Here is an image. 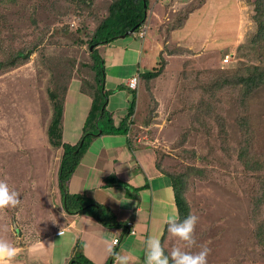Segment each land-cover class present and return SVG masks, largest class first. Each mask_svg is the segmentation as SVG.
<instances>
[{
    "label": "rangeland",
    "instance_id": "1",
    "mask_svg": "<svg viewBox=\"0 0 264 264\" xmlns=\"http://www.w3.org/2000/svg\"><path fill=\"white\" fill-rule=\"evenodd\" d=\"M113 1L0 4V62L18 52L26 55L16 66L0 71V180L20 199L17 206L0 209V240L16 247L21 240L36 239L38 227L49 220V206L58 200L62 151L54 150L46 138L53 116L49 91L54 84L66 87L69 77L71 90L92 80L89 40ZM175 1L184 2L178 6L171 0H149L148 18L139 32L145 35L137 34L142 63L147 60L142 72L160 70V76L149 84L140 81L131 137L155 149L163 171L183 176L190 213L198 216L195 243L184 250L198 252L206 246L207 264H264L256 260L252 246L264 172L245 171L239 161L236 123L238 117L251 114L241 137L252 154L264 160V89L241 102L240 88L234 84L240 69L264 66L257 52L253 57L239 49L256 33V0ZM159 2L166 7H156ZM108 50L99 48L104 61ZM202 96L211 103L201 112L204 124L188 133L191 102L200 103ZM77 103L80 113L68 131L82 134L79 124L86 113L83 101L78 98ZM71 107L74 110L72 102ZM115 116L119 126L124 113ZM103 125L104 120L99 122ZM245 132H250L247 137ZM182 243L167 233L163 246L168 252Z\"/></svg>",
    "mask_w": 264,
    "mask_h": 264
},
{
    "label": "crops",
    "instance_id": "2",
    "mask_svg": "<svg viewBox=\"0 0 264 264\" xmlns=\"http://www.w3.org/2000/svg\"><path fill=\"white\" fill-rule=\"evenodd\" d=\"M171 1L178 6H182L184 2L181 4ZM186 4L187 2L184 3ZM165 5L159 2L156 7L165 8ZM159 15L162 18L160 13ZM140 41L134 35L108 46L104 61L105 89L112 92V95L108 97L107 110L116 116L122 113L126 115L132 99L126 83L139 71L142 72L141 66L147 61L142 63ZM80 86L74 90L70 86L68 90L67 98L72 102L74 110L72 107L70 110V103L67 101L64 108L63 142L72 146L78 144L83 134H77L73 129L68 131V125L80 113L77 99L83 101L81 108L86 113L82 124H79L82 132L91 106V99L80 92ZM121 86L124 89H118ZM81 97L87 100L84 101ZM115 124L118 127V122ZM72 133H76L77 137H71ZM93 138L69 182L68 190L73 195H87L98 204L110 208L118 222L126 224V227L107 228L92 216L69 215L64 210L61 192L58 190V200L49 206V220L38 227L36 239L21 240L17 247L11 244L17 249L12 264H68L74 257L78 241L82 244L83 257L93 264L108 263L112 257L108 252L109 247L116 253L134 257L135 264H143L145 239L158 238L162 242L166 229L165 218L178 217V211L171 181L156 167L155 149L140 146V141L133 139L130 134H106ZM59 151H62L63 156V149ZM136 189L140 191L137 192ZM132 230L135 234L131 233ZM62 231L64 233L59 234ZM116 239L119 242L114 245ZM113 264H116L115 259Z\"/></svg>",
    "mask_w": 264,
    "mask_h": 264
},
{
    "label": "trees",
    "instance_id": "3",
    "mask_svg": "<svg viewBox=\"0 0 264 264\" xmlns=\"http://www.w3.org/2000/svg\"><path fill=\"white\" fill-rule=\"evenodd\" d=\"M80 1L84 2V0ZM7 2L8 0H0V4H6ZM204 2H206V0H203V3ZM149 9V0H114L109 7L108 16L102 21V23L92 34L89 40V47L91 58L93 60L92 70L94 75L92 80L87 79L81 81L80 86V92L91 99V106L84 122L82 138L78 144L72 146L63 142L64 108L71 78L69 77L67 79V81H70H68L69 84H66V87L64 86L65 88L63 87L62 89H59L58 84H54V88L49 91V100L52 103L53 116L47 129L46 138L49 145L54 150L63 149V156L58 172V180L64 210L69 215L84 214L92 216L98 223L107 228L126 227V224L118 222L116 215L110 208L98 204L94 200L90 199L87 195L71 194L68 190V187L73 174L80 165L82 157L88 150L94 139V136H103L106 134H132L131 118L135 115L137 93L136 91L131 92L132 101L130 106L126 115L122 118L119 126L117 127L113 119V114L107 110V100L111 92L105 90V62L99 57L98 54L100 47L111 45L120 39L121 36L126 35L127 32L136 29L134 34L127 37H133L134 35H137L147 21V12ZM254 21L256 23V33L248 39V42L245 45H241L239 49H245L247 55L253 57L256 55L253 52H257L259 55V60L264 63V0L255 1ZM91 48H93L92 51ZM24 56H26L24 52H18L8 62H0V71L9 65L16 66L17 61L23 59ZM240 70L241 73L236 77L234 84L236 87L240 88L239 91H241L242 94L241 102H245V100L249 99L257 90L262 88L264 89V66H251ZM138 75L140 77V81L143 80L145 84H149L160 76V70L147 71L144 73L139 71ZM63 77H65L64 74ZM61 80L65 82L64 78ZM61 80H59L58 83ZM230 83L233 85L232 79L230 80ZM222 84L223 82L218 83L217 89H220ZM118 89H124V87L121 86ZM199 101L201 104H194V100L191 102L193 117L192 121L188 120V117L186 118V129L188 133L196 131L198 127L203 126L204 122L201 117V112L204 108L211 105L209 100H204V96L199 97ZM241 110L240 112L243 111ZM248 119H251V114H248L246 117H238L236 119V123L239 127L237 128V134L239 141H241L239 142L240 149L238 151V158L245 171L264 172V160L257 159L252 154L251 148L247 147L248 144H246L245 137H241L243 133L241 128L247 125ZM103 120V127H99V122ZM95 125L98 128L96 130ZM249 133L250 132H245L244 135L247 137ZM81 142H83L82 146H80ZM128 142L130 145V140ZM156 167L161 174L167 176L170 179L174 193L175 205L178 211V218L179 220H183L187 215H189L191 211V207L185 194V183L182 182L183 176L179 175L178 173L169 174L163 171L161 160L159 161L158 159L156 161ZM259 185L261 187L259 189L260 195L258 198V206L260 209L256 214V225L252 246L253 251L256 253V260L258 258L264 260V174L259 179ZM135 191L139 192L140 190L136 189ZM19 223L20 222H18V224ZM166 231L167 230L165 229L164 236L162 237V246L164 244L165 238L167 237ZM81 249L82 244L80 241H78L74 248V257L68 264H93L83 257ZM113 263L114 257L112 256L107 264Z\"/></svg>",
    "mask_w": 264,
    "mask_h": 264
},
{
    "label": "clouds",
    "instance_id": "4",
    "mask_svg": "<svg viewBox=\"0 0 264 264\" xmlns=\"http://www.w3.org/2000/svg\"><path fill=\"white\" fill-rule=\"evenodd\" d=\"M18 193L9 188V185L0 180V209L15 207L20 203ZM198 216L189 213L183 220L176 216L165 218L167 233L183 242L181 246L173 247L166 252L158 238L147 237L144 242L143 264H207V257L210 252L206 246L198 252L186 251L185 247L191 248L195 243L194 229ZM108 252L114 257L116 264H135V258L113 251L111 247ZM17 249L7 241L0 240V264H12Z\"/></svg>",
    "mask_w": 264,
    "mask_h": 264
},
{
    "label": "built area",
    "instance_id": "5",
    "mask_svg": "<svg viewBox=\"0 0 264 264\" xmlns=\"http://www.w3.org/2000/svg\"><path fill=\"white\" fill-rule=\"evenodd\" d=\"M144 35H145V32H141V33H139V37H140V38H143ZM139 85H140V77H139V75L136 74L135 76H133L131 79L128 80V82L126 83V89H127L128 91H130V92H135V91L138 90ZM129 226H131V223L129 224ZM63 233H64V232L62 231V232H60L59 234H63ZM131 233H132V234H135V231L132 230ZM118 242H119V240L116 239V240H114L113 243H114V245H117Z\"/></svg>",
    "mask_w": 264,
    "mask_h": 264
},
{
    "label": "water",
    "instance_id": "6",
    "mask_svg": "<svg viewBox=\"0 0 264 264\" xmlns=\"http://www.w3.org/2000/svg\"><path fill=\"white\" fill-rule=\"evenodd\" d=\"M135 31H136V29H134V30H132V31H130V32H127L126 35L121 36V39H125V38H127V36H131L132 34L135 33ZM92 50H93V48H91V51H92ZM80 145L82 146V145H83V142H81Z\"/></svg>",
    "mask_w": 264,
    "mask_h": 264
}]
</instances>
